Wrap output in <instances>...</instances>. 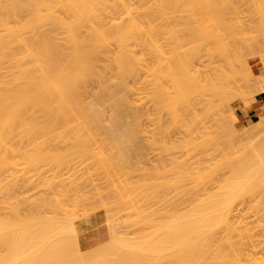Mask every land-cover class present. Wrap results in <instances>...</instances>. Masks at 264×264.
<instances>
[{"label":"bare ground","instance_id":"bare-ground-1","mask_svg":"<svg viewBox=\"0 0 264 264\" xmlns=\"http://www.w3.org/2000/svg\"><path fill=\"white\" fill-rule=\"evenodd\" d=\"M248 10L256 11L257 13H259V15H257V16H252V15L244 16V15H242L244 12H246ZM263 13H264V0H0V64L4 61L7 62V60H11L9 67L12 68V71H10V73H8V72L7 73H0V188L3 187L2 188L3 190L6 188L4 185H2L4 183V182H2V181H4V179L2 178L4 176L3 172L4 171L6 172L5 168L9 164H11V163L7 162L8 157L6 156V154L8 153V151H11V153H9L10 155L11 154L16 155L19 153V151L21 150V146H22V145H20V147H18V146L14 147L11 145V143H10L11 141H9V143H10V145H9V143H8L9 139L12 141H13L12 138L15 139L17 137L19 140H20V138H23V137L24 138L28 137V139L31 138L30 140H37L41 137L42 138L44 137L43 139H46V138L52 139V137L57 139L58 136L61 138V140L62 139H68L70 136L68 134H67L68 136H66L65 134L68 133L67 131H69V130L71 132L72 127L74 126L76 128V129L73 128V129H75V131L72 130V131H74V132H72L74 135H76V134L80 135V133L82 132L83 133V137H82L83 141H87V139H84L87 136L89 137L90 140H92V138L95 140V139H98L100 137L101 141L103 142V143H101L103 145V149H105L107 147L106 146V144H107V142H106V140H107L106 135L107 134L106 133L107 132H109L108 134H110V135H108L109 136L108 138L109 139L112 138L115 141H116V139H119V138H121V140L126 139V138H127V140H129L130 138H132L130 136L131 135L130 132H132L133 135L135 134V137H136L137 134L135 133V131L139 133V138H140V135H141L140 133H142V132H139V131H141L143 129L142 128L143 126L142 127L139 126L142 129L139 127H134V129L136 128L134 130L132 123H135L138 120L143 121V122L138 121L139 124L145 123L146 121H144L145 119L140 120V119H134V118L141 116L140 117L141 119L145 117L147 120L148 117L150 118V116H151L152 118H150V120L148 119L149 120L148 123H150L151 119L153 120V117L155 116L154 117L155 121L153 120L151 122V124L155 125V123H158L155 125L156 128H157V126H159L157 130L154 127V125H152V126H153V128H155V131H158L160 129L159 132H157V136H158V134H159V136H161L160 134H162L163 136L166 137V140L163 136H162L163 138L161 137V139L163 140L162 142L165 141L164 144H168L170 146L171 144H170V142H167V140L170 141V140L176 139V137H174V136H177L180 134L179 137L177 136L178 141L176 140L177 141L176 142L174 140V143L172 141V144L177 143L176 149L173 147V149H174L173 151L175 152L176 150H178L177 152L181 153L180 159H183L185 157L183 160H181L182 161L181 165H183V166L182 167L180 166L181 167L180 169H182V170H177L179 168H177V166L174 165V167H176V170L178 172L181 171L180 172V173H182L181 179L183 178L184 181H186L190 177V180L193 179V182L196 181V182H200V183L203 182V183L208 184L211 181H213L215 183L216 181H214L215 180L214 177L215 178L217 177L218 182H219V186H220L219 188L221 190L218 189L216 192H214L215 194L211 193L210 192L211 188L213 189V191L215 190L213 188L214 183L212 184V182H211V185H212L211 188L209 187L210 186V184H209V186L207 185L208 188L206 187V191L200 192V193L196 192V196H193V197H195L196 200L190 195L192 197L190 199L194 203L192 201L191 202L187 201L190 204L185 202L186 207L181 206L182 209L179 210L180 212L179 211L176 212V213H178L177 215L174 214L175 216L174 215L170 216V215H172V214H170L169 218H164L166 223L164 222L162 229L159 228L158 229L159 232L158 231H156V233H155V231L153 232V234L156 235L157 232L160 233L163 231L164 236L163 237L161 236V238H163L162 243L159 239V241L161 243L162 250L159 249L160 245L157 244L158 242L154 243L155 239L152 241L151 238L154 236L153 234H152V237L151 236L149 237L151 239V241L145 242L146 244L142 243V244H144V246L141 244L140 240H138L139 241L138 242L137 239H136V241L134 239H132V241L134 240L135 242H137L138 244L140 243L143 246L142 249L144 250L143 251L144 254L146 252V253L150 254V256L156 255V256H161V257L163 254V257H165V261L167 264H264V257H263L264 256V216L261 215L262 213H264V210H261V207H262V209H264V205H263L262 201H261V203H259L260 201H258L261 198L262 194H264V193L262 192L260 195V198L256 199V201H258L257 203H259L260 205L255 203L253 200L254 204H257L259 206L260 210H259V208H257L258 207L257 205L255 206L253 203H249L250 201L252 202V200H250L248 202L249 196H250V198H252L254 196L252 193L255 192L256 188L259 189V188L263 187V189H264V153H263L264 145L254 147L251 144L252 146L249 145V146H251V148H249V149L253 148L254 152H252L251 154H248V155L244 154V156H241V154H240V157H243V159H241L242 163L239 164V166L237 168H235L236 166L235 167L232 166L234 168V171H232L234 173L233 177L231 178L232 180H230L229 178L227 179L224 172H222V174H220V175H222V177H220L221 180L219 179L220 175L216 174L220 168L224 169V167L226 166L225 165V159L226 158L224 159V157L226 156V157L230 158V156L226 155V152L223 151V153H225L224 154L225 156L223 157L222 161L219 160L220 158L218 159L219 160L218 163L224 167H220V165L218 163L217 164L215 163L214 165H212L215 168L218 167V170L214 169V167H210V168L208 167L209 166L208 164H210L214 161V158H215L214 156H213V161H211V160L209 161L208 159H206L205 156H201L202 154H206V152H205L206 150L208 152V149L209 150L211 149L208 146V144H211V143H208V142L211 141L212 146H213L214 145L213 143L217 142V139H215V138H220L222 135L221 133L224 132L222 125L220 126V124H218L217 120H216L215 122H216L217 126H216L215 130H217V128L220 126V127H222L223 132L221 130H219L220 129L219 128L218 131L221 132L220 137L218 136L219 132H217L218 135L216 134L218 137L211 135L213 133L215 135V132H211L213 130L212 129L213 127H211V126H214V125H211L212 124L211 122H213L215 120L214 119L213 121H211L212 117H213V115H215V117H216V115H218V113L220 111V110L219 111L217 110L218 111V112L216 111L217 114H213V111H215V109L217 108L216 106L219 107L218 104H215V101L217 98H214V97H216V95L218 97V95H219L218 99H219V102L221 105L222 104L227 105L228 103H230V98L228 99V97H230L229 95L233 94V93L228 92V90H227V89H230V88H227L228 86L230 87L229 83L231 82L229 76L231 75V72H233V73L236 72V73L240 74L242 77H243V75L245 76V74L242 73L243 71H241V68L243 67V64H244L243 60L251 54V52L247 53L246 49H247V47H249L251 49L252 48L250 46L251 44L252 45L253 44H259L258 41L253 42V37H248V36L244 35L245 33L242 30L244 18L247 17L249 20H253L256 23V26L258 27V29H262V28H264V14ZM230 26H233L234 29H237L238 31L234 30L231 32V30H229L227 33H224L223 31L230 29ZM224 35H226V36H224ZM227 36L230 40L233 39L235 41V43H237L238 45H236L234 47L233 46L230 47L229 43H227L229 45V46L227 45L228 48L225 45H224L225 47L222 46L221 42L223 40L227 41V39H224ZM162 39H164V40L162 41ZM258 39L261 42H264V34H261V36ZM229 42H231V41H229ZM112 43L115 44V46H116V48L114 50L112 47L113 51L110 49V45ZM224 43H226V42H224ZM248 44H249V46H247ZM215 58L217 59V62L215 61L216 60ZM220 61H223L224 63L229 65V67H227V69L230 68V70H232L230 72V74L227 72V69H224L227 73L223 69H218V67H220L219 66L220 64L216 65L215 62L219 63ZM236 63L239 64L238 70H237V66H236L237 64ZM2 64L6 65L7 63H2ZM2 64H1V66H2ZM226 64H225V68H226ZM233 65L236 66V69L234 67L235 71L232 68ZM222 66H223V64H222ZM239 66H240V68H239ZM10 69H8V70H10ZM216 71H217V73H215ZM253 71L258 74L257 77H259V75L261 76L262 73L264 72V65H262V70L254 69ZM143 74L145 75V77H143L144 76ZM233 76L234 75H232V77ZM236 77H239V75H236ZM216 78H217V80H216ZM228 78H229L230 82L228 81ZM139 80H140V82H138V83L141 84L140 86L142 88V89L140 88L141 89L140 91H138V89H137L138 87H140L139 84H138V87L136 85V82ZM134 81H135V83L133 85L132 82H134ZM216 81H218V82L216 83ZM233 81L234 80H232V82ZM257 83L260 84V86L262 85V83L264 84V77L263 78L260 77L258 79V81L256 82V84ZM150 84L152 85L151 90H149L151 87ZM149 85H150V87H149ZM135 87H137L136 88L137 90L134 89ZM258 89H260V88L258 87ZM261 89H263V88H261ZM142 90H144V91L146 90V92L149 93L150 95L153 92V94L151 96H153L155 98V101L153 102L154 106L152 105L154 108H151V106H150L152 104L150 102H152L154 100L153 97H151L149 94H147L144 91H143L144 93L141 92ZM133 91H135V92L138 91L137 93H139V96L142 95V97L145 98L143 100V98L140 97V98H142L140 100H142L144 102L139 101V100L138 101L135 100L137 102V104L140 106V108H141L142 103H146L148 101V100H146V98L149 99L151 97L149 99L150 102L148 101V103H147L148 109H146V104H144L145 108H144V106H142V108L146 109V110L143 109V112H141L142 115H144L143 117H142V115L137 114V116H136V114H135V112H136L135 106L137 104H136V102L133 103V101H134L133 99L135 97L137 98L138 96H134V95H137V93L134 94ZM216 91H217V93H216ZM229 91H231V89ZM260 91L261 90H259V92ZM140 92L143 94H141ZM215 93H216V95H215ZM227 93H230V94L228 95ZM132 94H134L133 97H132ZM145 94H147L149 96L146 95V97H144ZM240 94H239V96H241V97L244 95L243 93L241 95ZM244 98H245V96H244ZM137 99H139V98H137ZM218 99H217L216 103H218ZM198 104H200L199 105L200 107L197 106ZM213 107H216V108H214V110H213ZM137 109H138V107H137ZM149 109L150 110L154 109L155 113H154V111H152L153 113H151V111ZM146 111L148 112L147 114H145ZM149 111H150V113H149ZM133 112L135 114V117L133 116L134 115ZM136 113L141 114L140 111H137ZM152 114H154V116H152ZM146 116H148V117H146ZM73 122H76L75 124H77V125H81V124H84V125L89 124V125L88 126L82 125L84 127H82V128L80 127L78 129L77 127H79V126L76 127ZM77 122L80 124H78ZM105 122H107V124L111 123L112 125L107 127V124ZM226 122L224 123V125L226 124ZM69 123L70 124L72 123L74 125L71 124L72 126L69 128V126H70V125H68ZM97 123L98 124L101 123L100 124L101 126H102V123H103V126H104V124H106V127L104 128L102 126V128H104V129H100L101 126L98 127ZM122 123H124V124L129 123V125L132 127V129L127 124H125V126H121L120 124H122ZM138 123L136 122V124H138ZM92 124H94V125H92ZM227 124L229 125L228 122H227ZM58 125H60V126L62 125L63 127H65V125H67V127L65 129H63L66 133H61V132H63V130L60 127L61 131H59L58 132L59 134H58L56 132L57 130H59ZM93 126L95 128L98 127L99 129L98 128L95 129V128H93ZM148 127H150V126H148ZM226 128L227 127L224 126V129H226ZM147 129H149V128H147ZM150 129H152V128H150ZM150 129H149V131H150ZM144 130H146V129L142 130L144 132L143 134L146 133ZM153 131H154V129H153ZM75 132H77V133L75 134ZM98 132H99V135H98L99 137L97 138L95 136ZM101 132L102 133L106 132L105 133L106 135L103 134V135H105L106 140L103 138ZM100 133H101V135H100ZM60 134H62V135H60ZM73 134H72V137H70L69 139H74L77 141V143H75L76 145L74 146V144H73L72 148H71V149H74V151H75L74 153H76L77 155L79 153L80 154L89 153L90 151H89V148L87 146L88 144L87 145L85 143L79 144L80 143V137H78L79 135L78 136L76 135L77 137H74ZM227 134H229V132ZM227 134H223V135L226 136ZM55 135H56V137H55ZM85 135H87V136H85ZM48 136H50V137H48ZM91 136H92V138H91ZM144 136H146V134ZM147 136H149V135H147ZM152 136L156 137V135H152ZM205 136H207V137H205ZM228 136L229 135H227V137ZM66 137H68V138H66ZM135 137L133 136V138H135ZM60 138H58L57 140L60 141ZM148 138H150V136ZM18 139L14 140V141L16 142V141H18ZM158 139H159V137H158ZM220 139H223V138H220ZM224 139L226 140L225 137H224ZM30 140H29V143H30ZM207 140H208V142H206ZM21 141H22V139H21ZM24 141H25V139H24ZM26 141H28V140L26 139ZM115 141H112V142H115ZM213 141H215V142H213ZM69 142H70V140H69ZM118 142H120V140ZM118 142L117 143L115 142V144H112V145L114 147L116 146L117 149L120 148L119 151L122 152L121 155H124L123 154L124 150H122L121 148H123V147L125 148L127 146V144L123 143L122 141H121L122 143L121 142L118 143ZM26 143H28V142H26ZM55 143H57V141ZM62 143H63V141H62ZM78 144H79V147L77 146ZM101 144H100V146H101L100 148H102ZM145 144H146V142H145ZM164 144H161V145L164 146ZM204 144H206V145L204 146ZM215 144L217 147L218 144L217 143H215ZM122 145H124V146H122ZM146 145H148V144H146ZM45 146H44V144L34 143L33 148H34L35 152H34V154L32 153V155H34V156L29 157L30 159H27L26 162L22 160L23 162H25L24 164L27 163L29 166H32V169L31 168H29V169L33 170L34 169L33 166L35 163L37 164V162H38V164L41 161L42 162L44 161L43 164L48 163L49 161L45 162V160H43V159L48 154L50 155V152L52 150L54 152L52 151L51 153L56 155V157L59 158V160H60V157L61 158L63 157V155L61 154V151H62L61 149H60V153H58L59 152L58 151L59 148H57L58 146L56 148L52 149L51 151L48 149L47 151H49V152H48V154L46 153L47 154L46 155L45 154V152H46ZM73 146H74V148H73ZM149 146L151 147L150 144H149ZM223 146H224V144H223ZM61 147H63V146L61 145ZM218 148L220 150V147H218ZM227 148H228V146H227ZM261 148L263 151L261 150ZM140 149H142V148H140ZM223 150H225V148ZM23 151H25V149ZM55 151H58V152L55 153ZM119 151H115V152H117V154H118ZM127 151H125V152H127ZM259 151H262V152H260L261 154L259 153ZM70 152L68 151V154ZM143 152H146V151L143 150ZM166 152L164 151L163 153L165 154ZM211 152H213V151H211ZM66 153H67V151L65 150L63 154L66 155ZM171 153H173V152H171ZM20 154L24 155L23 153H19L18 155H20ZM35 154H36V156H35ZM43 154L46 155V156H44V158H42ZM91 154H93V153H91ZM110 154H109V156H110ZM119 154H120V152H119ZM136 154H137V152H136ZM161 154H162V152H161ZM179 154H176L173 156L176 157ZM54 155L52 156L53 158H55ZM210 155H212V153ZM221 155H222V152H221ZM39 156H41L42 159H40ZM125 156H124V158H125ZM173 156H172V158H173ZM182 156H184V157L182 158ZM206 156H207V154H206ZM84 157H86V155ZM120 157L121 156L119 155V160L120 159L122 160V158H120ZM169 157H166V159ZM57 158H55V160H58ZM89 158L90 157H88L87 159H89ZM97 158H96L97 161L100 160L99 156ZM145 158H147V157H145ZM159 158L161 159V157H159ZM189 158H191V160H192V158L197 159L199 162L198 163L197 161H195V163L197 162L198 165H196V167L194 168L195 171L192 170V174L194 173V175L189 174L191 172V169L195 165V163L193 162L194 165L192 164L193 167L191 166V162L193 160L189 164V160H190ZM202 158H205L206 159L205 161L208 160V163L205 162V163H207L208 166L204 165L205 163H203V167H202V165L200 166L201 162L204 161ZM93 159H95V158L94 157L92 158V164H94ZM174 159L175 158H173V160ZM176 159H178L177 160L178 162L180 161L179 158H176ZM48 160H50V159H48ZM67 160H69V159H67ZM102 160L104 162V159H102ZM102 160H101V164H102V166H104V169H106V165L102 162ZM22 161H21V164L23 163ZM52 161H54V160H52ZM12 162H15V158H14V161H12ZM115 162H114V164H116ZM227 162L230 163V159ZM58 163H62V162H58ZM64 163H66V162H64ZM119 163L117 165H119ZM127 163H129V162H127ZM127 163H126V165H127ZM136 163H138V162H136ZM171 163H167L168 166L171 165ZM173 163H174V161H173ZM175 163H176V161H175ZM222 163H224V165ZM229 163H227V164L230 167L231 165ZM121 164L122 163H120V165ZM177 164H180V163H177ZM14 165H16V164H14ZM89 165H90V163L88 164V166ZM96 165H97V163H96ZM155 165H156V163H155ZM185 165H187V168L185 167ZM216 165H217V167H216ZM70 166H72V165H70ZM102 166H100V169ZM130 166H131V163H130ZM130 166H128V167H130ZM165 166H167V165H165ZM165 166H163V167H165ZM21 167L24 168V166H21ZM35 167H36V165H35ZM111 167L113 168V165H111ZM122 167H123V164H122ZM159 167H161L160 164H159ZM232 167H231V169H232ZM58 168H59V166H58ZM89 168H91V167H89ZM108 168L106 169L105 172H108V170H109ZM189 168H191L189 170L190 172H188ZM163 169H165V168H163ZM25 170L27 171L28 169L26 168ZM73 170H72V172H73ZM154 170H155V168H154ZM161 170H162V168H161ZM166 170H167V167H166ZM174 170H173V172H174ZM125 171H127V170H125ZM170 171H172V169ZM7 172H8V169H7ZM34 172H36V171H34ZM34 172H33V174H34ZM72 172H70V174ZM115 172H116V170H115ZM130 172H132V171H130ZM173 172H172V174H173ZM23 173H25V172H23ZM23 173H22V175H24ZM48 173L50 174V172H48ZM154 173H156V172H154ZM158 173H160V172H157V174ZM162 173H161V175H163ZM2 174H3V176H2ZM61 174H62V172H61ZM214 174H215V176H214ZM36 175H37V173H36ZM103 175H104V172H103ZM108 175H110V174L108 173ZM141 175H142V173H141ZM158 175H157V177H158ZM165 175L166 174L164 172V176ZM167 175H168V173H167ZM123 176H125V175H123ZM224 176L226 178L225 180H224ZM16 177L15 178L12 177V178L16 179ZM187 177H188V179H186ZM34 178H33V180H34ZM112 178H110V179L112 180ZM148 178H151V177H148ZM222 178L224 181L222 180ZM59 179H61V177ZM105 179H107V178H105ZM113 179H115V178H113ZM163 179H164V177H163ZM166 179H168V178H166ZM183 179H182V181H183ZM86 181H88V180H86ZM173 181H175V180H173ZM173 181H172V183H173ZM220 181L221 182L223 181V182L221 183ZM23 182H24V180L22 181V183ZM98 182H100V181H98ZM15 183H16V180H15ZM15 183H13V184H15ZM101 183H102V181H101ZM101 183H100V185H101ZM105 183L106 182H104V184ZM185 183L187 184V182H185ZM194 183H192V184H194ZM7 184H9V183H7ZM94 184H93V186H94ZM17 185H16V187H18L20 184L18 186ZM24 185L22 187H24ZM31 185L32 184H30V186ZM145 185L147 186V184H145ZM30 186L28 185V188ZM85 186L86 185H84V187ZM89 186H90V184H89ZM204 186H202V187H204ZM8 187H7V189H8ZM16 187H14V188H16ZM100 187H97V188H100ZM110 187H112V186H110ZM110 187H109V189H111ZM46 188H48V187H46ZM52 188H54V186ZM59 188H61V187H59ZM101 188H104V186ZM183 188H180V190ZM199 188L200 187H198V189ZM22 189H24V188H22ZM26 189L27 188L25 187V190ZM33 189L34 188H32V191H33ZM42 189L45 190V188H42ZM94 189H95V187H94ZM94 189H92V190H94ZM145 189H147V188H145ZM195 189H197V187ZM202 189L204 190L205 188H202ZM258 189H257V191H258ZM263 189H262V191H263ZM8 190L10 191V193H12V191H13V190L11 191V188ZM15 190H17V189H15ZM170 190H172V189H170ZM0 191H1V189H0ZM4 191L5 192H3V194L0 193L1 196H3V198H1L2 200L0 199V201H2V202H0V204L1 203L4 204V201H7V199H10V198L13 199V197H15V196L11 197L10 195H8V196H10V198H7L8 196H6L5 197L6 200H5L4 196L7 194H5L6 190H4ZM9 191L7 192L8 194H10ZM29 191H30V189L26 192H29ZM51 191L53 192V190H51ZM79 191H80V189H79ZM108 191H110V190H108ZM198 191H200V190H198ZM218 191H219V193L216 194ZM18 192H20V191H18ZM18 192H16V193L18 195H20L21 193L19 194ZM21 192H22V190H21ZM26 192H25V194H26ZM34 192H35V190H34ZM191 192H192V190H191ZM16 193H15V195H16ZM136 193H137V191H136ZM140 193H142V192H140ZM181 193H182V191H181ZM248 193H251V195H253V196H251ZM25 194H24V196H26V198L23 197V195L20 196V198L23 197L22 201L24 199H26V200L30 199V198H28L30 196L27 197V195H25ZM147 194H149V193H147ZM174 194H175V192H174ZM182 194H184V193H182ZM188 194L189 193H187V195ZM202 194H205V196L204 195L202 196ZM206 194H208V195L206 196ZM255 194H256V192H255ZM13 195H14V193H13ZM18 195H17V197H18ZM120 195H122V194H120ZM192 195H195L194 191H193ZM244 195L245 196L248 195L247 196L248 198L246 199ZM31 196H33V194ZM34 196L36 198V195H34ZM47 196L49 197L51 195L47 194ZM178 196H180V195H178ZM182 196H185V195H182ZM201 196L205 197V198L207 197V198L206 199L200 198ZM255 196H257V195H255ZM75 197H76V195H75ZM170 197H171V195H170ZM241 197L242 198L244 197V200L245 201L247 200L248 203L245 204L246 202L244 203V201H243V206L239 207L240 203L242 205L243 199H241ZM42 198L44 201V196ZM42 198L40 197V198H38V200L36 199L34 201H37L38 202L37 204H39V201L40 200L42 201ZM81 198H82V196H81ZM97 198L99 199L100 197H97ZM126 199H127V197H126ZM239 199H241V201ZM104 200H108V199H104ZM122 200H123V198H122ZM141 200H142V197H141ZM176 200H175V202H176ZM187 200H188V198H187ZM46 201H47L46 206H48L50 204L49 202L51 200L49 199ZM57 201H58V199H57ZM68 201H71V200H68ZM68 201H65V202H68ZM11 202H12L10 204L11 207H13V208L15 207L16 210L14 211L15 215H13V213H12V215H10L8 217L10 218V217L14 216L13 218H15V219L10 218L9 220L12 219L13 220L12 222L11 221L8 222V221H6V219H5L6 222H4V220L2 219L3 221L1 220V222H0V230H1L0 234L6 233L7 231H9V233L11 234L10 235L9 233H6V234H8L7 235L8 237L6 236L7 239L4 238L5 239L4 241L7 240L4 243H6L5 246L7 247V249L9 251L11 250V252L13 251V252H16L17 254H18V252L20 253L22 251V254H23V253H26L29 251V250L24 251L25 248L36 249V251H37L38 248H39V250H42L41 248L43 247V250H45L46 249L45 247H47V249H49L51 246H53L52 244L56 243V241L53 242V239H54L53 235L57 236L56 234H53L54 231L51 232L52 235L48 233L49 238L46 237V235H45L46 232L45 233L43 232L41 235L44 234L47 239L40 241L43 239L42 237L40 238V233H41V231H43V230L45 231L46 229H43L41 231L38 229L40 227V226H38V224H40V222L43 220L41 217L37 218V219H35V217L34 218L28 217L29 219L27 218V216L28 215L30 216V214L33 212L32 211L33 208H31V209L29 208L30 205L28 207L30 209L29 213H28V208H27V211H25V213L23 211V216H21L22 214H19V216L24 217V219L27 218V220L24 221L25 223L23 222L24 224L20 222L22 224L21 225L22 230H21L20 229L21 226H18L20 224L18 220H20V219H18V217H16V216H18L17 208H16V206L12 205L13 200ZM20 202H21V199H20L18 204H20ZM25 202L23 201V203H25ZM93 202L94 201H92V203ZM173 202L174 201H172V203ZM28 203H27V206H28ZM52 203L53 202L51 201V204ZM131 203H133V201H131ZM30 204L32 205L31 202H30ZM244 204H245V206H244ZM250 204L253 206L251 207ZM23 205H25L24 207H26V204H22V206ZM59 205H57V206L59 207ZM79 205H80V202H79ZM119 205H121V204H119ZM135 205H136V203H135ZM179 205H180V202H179ZM181 205H182V202H181ZM50 206L52 207V205H50ZM99 206L100 205H98L97 208ZM108 206L105 208H108ZM246 206L248 207V209L250 207L251 211L248 210L247 208H244ZM24 207H21V209ZM35 207L38 209L37 206H35ZM40 207L43 209L42 206H40ZM178 207L180 208V206H178ZM178 207L177 206L175 207V211H176V209L178 210ZM241 207H242V209L244 208L245 210L239 209ZM80 208H82V206ZM160 208H162V207H160ZM6 209H8V208L6 207ZM54 209L56 211V208L53 207V210ZM112 209H114V208H112ZM9 210H10V208H9ZM33 210H35V209H33ZM53 210H51V211H53ZM91 210H92V208H91ZM118 210H119V208H118ZM171 210L174 211V209H171ZM171 210L169 212H171ZM240 210H241V213H240ZM252 210L255 211V213H254L255 216H253L254 211L252 212ZM12 211H13V209L11 210V212ZM47 211H48V209L46 210V212ZM111 211H109V212H111ZM235 211H236V213H235ZM245 211H250V212H248V214H246V216H245V213H247ZM259 211H261V212H259ZM19 212H21V210ZM56 212L58 215H60L58 210ZM107 212H108V210H107ZM242 212L243 213L245 212V213L243 214ZM251 212H252V215H251ZM2 213L5 214V212H2ZM26 213H28V215H26ZM37 213H38L37 210H35V212H33L34 215ZM41 213H43V212H41ZM44 213H45V211H44ZM173 213H175V212H173ZM45 214H43V215H45ZM47 214H50V213H47ZM256 214H258V216ZM108 215H110V213ZM242 215H244V216H242ZM260 215H261V217H260ZM33 216H31V217H33ZM111 216L113 217V213ZM5 217H7V216H5ZM36 217H37V215H36ZM48 217L51 220L50 215H48ZM63 217H66V216H63ZM67 217H69V216H67ZM161 217H162L161 219H163V215H161ZM44 218H46V217H44ZM49 218H46V219L49 220ZM52 218H54V217H52ZM108 218H110V216H108ZM34 219H35V221H34ZM38 219H39V221L41 219V221L39 222ZM124 219H125V217H124ZM133 219L134 218H132V220ZM153 219H155V218H153ZM153 219H151V221ZM7 220H8V218H7ZM48 220H46V221H48ZM58 220H60V218ZM58 220H56V221H58ZM128 220H131V219H128ZM156 220L157 219H155L154 222H156ZM158 220L160 221V219H158ZM52 221H54V219ZM56 221L54 222V224L56 223ZM147 221H148V219H147ZM162 221H164V220H162ZM67 222H68V220H67ZM67 222H65L66 225H67ZM129 222H126V223H129ZM68 223H69V225L66 227V229H65V227L63 228L67 231L69 230V232H67V233L64 230H60L61 227L59 230H58V228L57 229L55 228V230H57L58 237H59V235H61V232L66 233V234H68V233L74 234L75 233L74 224L72 222H70V219H69ZM117 223H116V227L119 226ZM135 223L136 222H134V224ZM43 224H44V222H43ZM54 224L52 222V225H54ZM139 224L142 225V222ZM154 224L152 223L151 225H154ZM52 225H50V227L48 225V227L50 228L51 231L54 230ZM61 225L64 226L63 223ZM43 226L41 224V227H43ZM51 226H52V228H51ZM131 226H132V224H131ZM48 227H47V231H48ZM111 227H113V228H111L112 230L115 228L114 225ZM154 227H155V229L157 228L156 225H154ZM154 227H152L153 230H154ZM158 227H160V226H158ZM146 228H144V229H146ZM149 228H150V225H149ZM38 230L40 233L38 232ZM116 230H117V228H116ZM55 233H56V231H55ZM115 234H116V231L112 232L111 235L114 236V239L112 238L113 240L112 239L111 240L114 241L115 243H117V245L120 246L119 247L120 249H121V247H123L122 249H125V250H127V248H128L129 250L131 249L130 251L139 252L138 251V248H139L140 252L142 251V249H140V247H142L140 244H139L140 247L138 246V244L136 245L135 242H134L135 244H133V243L129 244V243H131V242H129L131 237H129L128 238L129 240H127V237L125 239L123 238L124 236H122V235L119 237L116 235V237H115ZM150 234H151V232H150ZM49 235H51L52 238H50ZM63 235L64 234H62V236ZM75 235L74 236L72 235V237L73 238L77 237ZM131 235H133V234H131ZM115 238H117L116 241H115ZM118 238H120V239H118ZM122 238L124 240H126L128 242V244L124 243V240ZM142 238H141V241H145V239L142 240ZM149 238H148V240H150ZM48 239H49L50 243L46 242V241H48ZM50 239H52V240H50ZM63 239H64L63 240L64 245H62V247H60L62 240L59 241V243L61 242L60 244L58 243V241H57V243L59 244L60 248L65 247V249H67L66 250L67 254H68V249H71V248L73 249V251L75 250L76 253L80 250L79 246H78V242L76 244L77 245L76 249H78V250H76L75 244L70 245V242L68 241L69 237H66ZM2 240H0V242H3ZM65 240H66V242H65ZM111 240L108 243H112ZM146 241H147V237H146ZM156 241H158V239ZM51 242H53V243H51ZM74 242L76 243L75 240H74ZM74 242L72 241V243H74ZM115 243H114V245H115ZM68 244H69V246H68ZM0 245H1V243H0ZM107 245H109V244L104 245L105 249L108 248L109 250H107V249L106 250L111 252L110 251V249H111L110 245L109 246H107ZM70 246H71V248H70ZM57 247L58 246H56V248ZM52 248H54V246ZM52 248H50V249H52ZM0 249H1V246H0ZM101 249L103 250V252L101 250H99L98 252L100 254L94 250H93L94 252L93 253L91 252V254H90V256H92V258H94L93 256L95 255L94 259L97 260L96 262L99 261L98 257H100L102 253L103 254L108 253L104 248H101ZM2 250H0V251H2ZM31 250H30L31 253H32V251H34L36 254L39 253V255H40V252H38V251L36 252L35 250L31 251ZM43 250H42V252H43ZM49 250H47V253L50 251H53V249L50 251ZM4 251H6V250H4ZM105 251H106V253H104ZM113 251H115V248L113 249ZM120 251H122V250H120ZM120 251H118V252H120ZM128 251H126V252H128ZM11 252H9V254ZM44 252H45V254H47L46 251H44ZM137 252H135V253L137 254ZM16 253L10 254L13 257H11L9 254L7 255V256H9L6 260V262L8 261L7 262L8 264H19L17 261L19 258H21L20 257L21 255L18 254L17 256H19V255L20 256L17 257ZM89 253L87 256H89ZM122 253L125 254L124 252H122ZM72 254H74V252ZM97 254H99V255H97ZM158 254H160V255H158ZM4 255H6V254H4ZM14 255H15V257H14ZM24 255L22 257H24ZM28 255H29L28 258L29 257L31 258L32 254L30 255L28 253ZM33 255H35V254H33ZM42 255L45 256L44 254H42ZM47 255L48 256H45V257L46 258L49 257L47 259L51 262L53 260L52 259L53 256L50 257L49 254H47ZM133 255H132V257L135 256V255L134 256ZM55 256L56 255H54V257ZM87 256L81 255V253H78V257L76 258L77 260L80 259V260H78V261H80L78 264H84L86 262L91 264V262L94 259L88 257L89 259L92 260V261L91 260L89 261V259H87ZM107 256H109V255H107ZM140 256H142V254ZM156 256L153 259L151 258L150 261L156 262ZM5 257H3V258H5ZM10 257H11V259H15V260L17 259V260L16 261L14 260V262H13V261L9 260ZM32 257L34 258L35 256H32ZM45 257L40 258V259L45 260L44 259ZM64 257L65 256H63V258ZM119 257L121 258V256H119ZM125 257L126 256H124L123 259H125V263H126V261L128 262L129 258H125ZM132 257H130L131 260H132ZM161 257L159 258L160 260H161ZM38 258H39V256H38ZM81 258H85V259H87V261H83L84 262L83 263L82 262L83 259H81ZM101 258H103V257H100V259ZM138 258L141 259V257H138ZM144 258H146V257H144ZM144 258L139 261L141 263H137L138 260L135 258L137 260L136 263L137 264H143V263L149 264L150 263L149 259L148 258L144 259ZM25 259H27V258L25 257ZM40 259H39V261L38 260L37 261L40 262ZM76 259L73 258V260H76ZM123 259L120 262V259L117 258V261H119L120 264H122V263H124ZM157 259H158V257H157ZM43 260L41 261V264H44ZM65 260H68V258ZM144 260H145V262H144ZM147 260L149 263L146 262ZM152 260H154V261H152ZM160 260H159V262H160ZM100 261H99V263H100ZM103 261H104V259H103ZM117 261H116V264H119V262L117 263ZM26 262L28 263V260ZM29 262H30V259H29ZM38 262L35 261V264H37ZM77 262H75V263H77ZM94 262H95V260H94ZM112 262L115 263V257H114V261L112 259ZM46 263L49 264L48 261ZM88 263H86V264H88ZM136 263H133V264H136ZM64 264H66V263H64ZM72 264H74V263H72ZM105 264H107V263L105 262ZM161 264H163L162 260H161Z\"/></svg>","mask_w":264,"mask_h":264},{"label":"rangeland","instance_id":"rangeland-1","mask_svg":"<svg viewBox=\"0 0 264 264\" xmlns=\"http://www.w3.org/2000/svg\"><path fill=\"white\" fill-rule=\"evenodd\" d=\"M264 14V13H263ZM242 15H244V16H247V15H252V16H257V15H259V13H257L256 11H251V10H248V11H246V12H244ZM229 30H231V32L232 31H238L237 29H234V27L233 26H230V29H227V30H224L223 32L224 33H227ZM242 30L244 31V35H246V36H248V37H253V42H255V41H258V43L259 44H251L250 46L252 47L251 49L249 48V47H247V49H246V52L247 53H249V52H251V54L247 57V58H245L243 61H244V64H243V67L241 68V71H243L242 73H244L245 74V76L243 75V77L240 75V74H238V73H233V72H231L232 70H230V68H228L227 69V67H229V65L228 64H226V63H224L223 61H220L219 63H216L217 62V59L215 60L216 62H215V64L217 65V64H220L219 66L221 67H218V69H227V72L230 74V72H231V77L229 76V78H230V80H231V82L229 81V78H228V81L230 82L229 83V85H230V87L228 86L227 88H230L231 89V91H229L230 89H227L228 90V92H232L233 94H230V93H227L230 97H228V99L230 98V103H228L227 105H225V104H220V102H219V95H218V97H217V95H216V93H217V91H216V93H215V95H216V97H214V98H217L218 99V103H216L217 102V99H216V101H215V104H218L219 105V107L218 106H216V107H213V110H214V108H216L215 109V111H213V114H217V112L219 111V113H218V115H216V117H215V115H213V117H212V120L211 121H213L214 119V121L213 122H211L212 124L211 125H214V126H211V127H213L211 130V132H215V135H214V133L213 134H211V135H213V136H216V137H220V135H221V137L220 138H223V139H220V138H215V139H217V142H215V141H213V142H215V143H217L218 145H217V147H216V144L215 143H213L214 145V147L212 146V142L210 141V142H208V140L206 141V142H208V143H211V144H208V146L211 148L210 150L208 149V152H207V150L205 151L206 152V154H207V156H206V154H202L201 156H205L206 157V159H208L209 161L211 160V161H213V156L215 157L214 158V163L212 162V163H210V164H208L207 165V163H208V160L207 161H205L206 159L205 158H202L204 161H202L201 162V164H200V166L202 165V167H203V163H205V162H207V163H205L204 165H206V166H208L209 168L210 167H214V166H212V165H214L215 163L217 164L218 162H219V160L220 161H222V159H223V157L225 156L224 154L225 153H223V151L224 152H226V155H228V156H230V158L229 157H224V159H225V167L224 166H221V164H219L220 165V167H224V169L223 168H220L219 170H218V167H217V165H216V167L217 168H215L214 167V169H217L218 170V172L216 173V174H218V175H220V174H222V172H224V174H225V176H226V178L228 179H230V180H232L231 178L233 177V172L232 171H234V168L233 167H235V168H237L238 166H239V164H241L242 163V160L241 159H243V157H240V154H241V156H244V154H251L252 152H254V149L252 148V149H249V148H251V146L253 145L254 147L255 146H263L264 145V104H262V102H260V101H258L257 99H261V98H264V84L262 83V85L260 86V84H256V82L258 81V79L261 77V78H263L264 77V72L262 73V75L260 76L259 75V77H257L258 76V74L257 73H255L253 70L254 69H260V70H262V65H264V42H261L258 38L261 36V34H264V28H262V29H258V27L256 26V23L253 21V20H249L247 17H245L244 18V21H243V28H242ZM226 31V32H225ZM224 36H226V35H224ZM230 37V36H229ZM224 39H227V41L226 40H223L222 42L224 43V42H226V43H222L221 42V45L222 46H226L227 48H228V46L230 45V47L231 46H236V45H238L237 43H235V41L233 40V39H229L228 38V36L226 37V38H224ZM164 39H162V41H163ZM229 41H231V42H229ZM227 43H229V45L227 44ZM114 45V46H113ZM228 45V46H227ZM224 46V47H225ZM247 46H249V44L247 45ZM112 47H113V50L116 48V46H115V44H111L110 45V49L112 50ZM232 47V48H233ZM112 50V51H113ZM9 62V63H8ZM10 62H11V60H7V62L6 61H4V62H2V63H7L6 65L5 64H2V66H1V64H0V73H10V71H12V68L11 67H9L10 66ZM222 62V63H221ZM222 64H223V66H222ZM225 64H226V68H225ZM237 65V70H238V63H236ZM236 66H234L233 65V70L235 71V69H236ZM234 67H235V69H234ZM11 68V69H10ZM231 68V69H232ZM239 68H240V66H239ZM7 71H6V70ZM8 69H10V70H8ZM216 69V68H215ZM214 69V70H215ZM217 70V69H216ZM4 71V72H3ZM218 71V70H217ZM217 71L215 72V73H217ZM225 71V70H224ZM226 72V71H225ZM226 72V73H227ZM144 75V74H143ZM232 75H234L233 77L235 78H233L232 77ZM236 75H239V77H236ZM216 76V75H215ZM143 77H145V75L143 76ZM232 78V79H231ZM237 78V79H236ZM144 79V78H143ZM142 80V79H141ZM216 80H217V78H216ZM232 80H234L233 82H232ZM138 82H140V80L139 81H137L136 82V85H137V87H138V84H139V86L141 85L140 83H138ZM218 81H216V83H217ZM134 83H135V81L134 82H132V84L134 85ZM132 85V86H133ZM151 85V84H150ZM150 85H149V87H150ZM137 87H135L134 89H136ZM257 87V88H256ZM258 87L260 88V89H258ZM141 86L140 87H138L137 89H138V91H140L141 89ZM151 88H152V85H151V87H150V89L149 90H151ZM261 88H263V89H261ZM136 89V90H137ZM144 89V88H143ZM258 91H257V90ZM133 90V89H132ZM135 90V91H136ZM259 90H261L260 92H259ZM135 91H133V93L134 94H136L137 92H135ZM144 90H142L141 92H143ZM140 92V93H141ZM144 92H146V90L144 91ZM143 92V93H144ZM143 93H141V94H143ZM147 93V92H146ZM235 93V94H234ZM244 94L242 97L241 96H239V94ZM134 94H132V97H133V95ZM147 94H149V93H147ZM147 94H145V96L144 97H146V95ZM152 94H153V92H152ZM151 94V95H152ZM240 94V95H241ZM150 95V94H149ZM149 95H147V96H149ZM150 95V96H151ZM134 96H138L137 98H139V99H137L136 97L133 99L134 101H133V103L134 102H136V101H142V100H140V99H142L143 97H142V95L141 96H139V93H137V95H134ZM244 96H245V98H244ZM140 97H142V98H140ZM151 97H153V96H151ZM150 97V98H151ZM149 98V99H150ZM145 98H143V100H144ZM149 99H147L146 98V100H148L149 102H150V100ZM153 101L152 102H150V103H152L150 106H151V108H154L153 106H154V104H153V102L155 101V98L153 97ZM136 100V101H135ZM145 100V101H146ZM152 100V99H151ZM148 101L146 102V103H142V105H141V108H142V106H144V104H146V109H148V107H147V103H148ZM142 102H144V101H142ZM136 104H137V102H136ZM135 104V105H136ZM230 104V105H229ZM153 105V106H152ZM200 104H198L197 106L198 107H200L199 106ZM222 107H221V106ZM134 106V105H133ZM138 107V109H137V107ZM135 106V111L137 112V111H140V113L141 112H143V109L145 108V106H144V108H140V106L137 104ZM149 106V107H150ZM215 106V105H214ZM225 106V107H224ZM227 107V108H226ZM141 109V110H140ZM146 109H144V110H146ZM223 109V110H222ZM226 109V110H225ZM252 109H254L255 111H256V115H257V117L256 118H254V120L251 118V116H250V114H249V111L250 110H252ZM150 110V109H149ZM218 110V111H217ZM134 111V112H135ZM151 111V113H153L152 111H154V109H152V110H150ZM150 111H149V113H150ZM217 111V112H216ZM134 112H133V114H134ZM135 112V114H136V116H137V114L138 115H142V113L141 114H139V113H136ZM145 113V112H144ZM143 113V114H144ZM148 112L146 111V113L145 114H147ZM154 113H155V111H154ZM135 114L133 115L134 117H135ZM144 115H142V117H143ZM150 116V115H149ZM152 116H154V114H152ZM139 117V116H138ZM138 117H136V118H134V119H140V120H144V121H146L145 123H138V121H136L138 124H136V122L135 123H132V126H133V129H134V127H139V126H143L142 128L143 129H146V130H144L146 133V136H144L145 134H143L144 132L142 131L143 129L141 128V127H139V128H141L142 130L141 131H139V132H142V133H140L141 135H140V138H139V133L138 132H136L135 131V133L137 134V136L135 137V134L133 135V133L132 132H130V136L133 138V136L135 137V138H128L129 140H127V138L126 139H122L121 140V138H119V139H116V141L114 140V139H112V138H108L109 136L108 135H110V134H108L109 132H105V133H102V136H103V138L105 139L106 137H105V135L107 136V140H106V142H107V144H106V148L105 149H103V145L101 144V143H103L102 141H101V138L98 136L99 135V132L96 134V136L95 137H99L98 139H93L92 138V136H91V138H92V140H90L89 139V137L87 136V135H85V136H87L86 138H84V139H87V141H83L82 139V137H83V133L81 134L80 133V135L78 136L76 133L77 132H75V134L78 136V137H80V143L79 144H81V143H85L87 146H88V148H89V153H84V154H76V153H74L75 151H74V149H71L72 148V145L74 144V146L76 145L75 143H77V141L76 140H74V139H69L70 137H72V132H74L75 131V127L73 126L72 127V130H74V131H72L71 130V132H70V130L69 131H67L68 133H66L63 129H65L66 127H67V125H65V127H63L62 125L60 126V125H58V128H59V130H57L56 132L58 133L59 131H61L60 130V127H61V129L63 130V132H61V133H66L65 135L66 136H70L69 138L68 137H66V138H68V139H62L61 140V138L58 136L57 137V139L58 138H60V141L59 140H57L56 138H54V137H52V139L51 138H49V139H47L46 137V139H43L42 137L41 138H39V139H37V140H30V139H28V137H23L24 139H25V141H26V139L28 140V141H26V142H28V143H26L25 141H24V139L23 138H20V140L18 139V137L17 138H12L13 139V141L12 140H8V143H9V141H11L10 143H11V145L12 146H18V147H20V145H22L21 146V152L19 151V153H23L24 155H22V154H20V155H18V154H16V155H14V154H9V153H11V151H8V153L6 154V156L8 157V163H11V164H9L6 168L8 169V172H7V169L5 168V170H6V172L4 171L3 172V174H4V176H3V174H2V178L4 179V181H2V182H4L2 185H4L6 188L4 189V190H6V193L5 194H7V195H5L4 196V199H5V197L6 196H8V195H10L11 197H13V196H15V197H13V199L12 198H10V196H8L7 198H10V199H7V201H4V204L3 203H1L0 204V222H1V220L3 219L4 220V222H6V221H8V222H12L13 220L11 219V220H9L10 218H13L14 216H12V217H8V216H10V215H12V213H13V215H15V207L13 208V207H11V201L13 200V206H16V208H17V213H18V216H16V217H18V219H20V220H18L19 221V223L21 222V223H23L25 220H27V218L28 217H30V218H34L35 217V219H37V218H42L43 220L41 221V219H40V221H39V219H38V221L40 222V224H38V226H40L38 229L41 231V230H43V229H46L45 231L43 230V231H41V233L39 232V230H38V232L40 233V238L42 237L43 239L42 240H40V241H43L44 239L46 240L47 238H49L48 237V233L49 234H51V232H53V234H56L57 236H54L53 235V237H54V239H53V242H55L56 241V243H57V241H58V243H59V241H61L60 243H61V246L60 247H62V245H64L63 244V238H66V237H69V242H70V245H76L77 244V242H78V246H79V251L76 253L75 252V250L73 251V249L71 248V246H70V248L72 249H68V254H67V252H66V250L67 249H65V247H63V248H60L59 247V244L57 243H54V244H52L53 246H54V248H52L53 246H51L50 248H52L53 249V251H50V250H52V249H50L49 247V249H47V247H45L46 249L45 250H43V247L41 248L42 250H43V252H42V250H39V248L37 249V251L38 252H40V255H39V253H35L34 251H32V250H35L36 251V249H32V248H29V249H27V248H25L24 249V251H26V250H29L28 252H26V253H23L22 254V251L19 253L18 252V254H20L19 256L21 257V258H19L18 259V263L19 264H35V261L36 262H38L39 261V259L40 258H43V257H45V256H48L47 254H49L50 255V257H52L53 256V260L50 262L47 258H49V257H45L44 259L45 260H43V263L44 264H47L46 262L48 261L49 262V264L51 263V264H64V263H68V264H72V263H74V264H78L80 261H78V260H80V259H76L77 257H78V253H81V255H88V253H89V256H87V259H89L88 257H90V258H92V256H90V254H91V252L93 253L94 251H96V252H98L99 250H101L102 252H103V250L101 249V248H104L105 249V247H104V245H106V244H109L110 245V251L111 252H109V251H107V250H109L108 248H106L105 250L108 252V253H106V251L104 252V253H106V254H103L102 252V254H101V256L100 257H103V258H101L100 259V257H96L99 261H100V263H99V261L98 262H96L97 260L96 259H94L95 258V255L93 256L94 258H92V259H94L95 260V262H94V260L92 261L91 259H89V261L91 260L92 262H91V264L93 263V264H105V262L107 263V264H116V261H117V258L118 259H120V262L122 261V259H123V257L124 256H126L125 258H129V260H128V262L126 261V263H125V259H123L124 261V263H122V264H133V263H136V261L138 260V262L137 263H141V262H139L141 259H143L144 257H146V258H144V259H149V262H148V260L146 261V262H148L149 264H161V260H162V263L163 264H167L166 263V261H165V257H163V254H162V257L161 256H156V255H153V256H150V254H148V253H146L145 252V254H144V250L142 249L143 248V246H144V244H146L145 242H148V241H151V239H152V241L154 240V243H157V244H159L160 246H159V249L160 250H162V248H161V243H162V241H163V238H161V236L163 237L164 235V233H163V231L162 232H160V233H158L159 232V228L160 229H162V227H163V224H164V222L166 223V221H165V219L164 218H169L170 216H173L174 214H178V213H176L177 211H179V210H181L182 209V207L183 206H185L186 207V203H188L189 201L191 202L192 200L190 199V198H192L193 196H196V192H198V193H200V192H204V191H206V187H207V185L209 186V184H210V188H211V182H212V184L214 183L213 181H211L210 183H200V182H196V181H194L193 182V179L192 180H190V177H189V179H188V177L186 178V179H188V180H186V181H184V179H183V181H182V179H181V175H182V173H180L181 171H177V170H182V169H180L183 165H181V160H183L185 157V155L184 156H182V158L183 159H180L181 158V153L179 154L177 151L178 150H176L175 152L173 151L174 149H173V147L176 149V142L178 141V139H177V136L179 137V135H177V136H174V137H176V139H173V140H167V142H170V146L168 145V144H164L165 143V141L164 142H162L163 140L161 139V137L163 136L162 134H160L161 136H159V134H158V136H157V132H159V130L158 131H155V128H156V124H158V123H155V125L154 124H151V122L154 120L155 121V116L153 117V120L151 119V122L150 123H148L149 122V120H150V118H152L151 116H150V118L148 117V116H146V117H148V119L146 120V118L144 117V118H138ZM218 117V118H217ZM164 118V117H163ZM217 120V123L218 124H220V126L222 125V127H223V130H224V132H223V130H222V127H218L217 128V130H215L216 129V126H217V124H216V121ZM223 121V122H222ZM229 123V125L227 124V122ZM139 122H143V121H139ZM157 122V121H156ZM223 124H222V123ZM226 122V124L224 125V123ZM74 124L76 123V122H73ZM78 123V122H77ZM106 124H107V122H105ZM154 123V122H153ZM164 123V122H163ZM72 124V123H71ZM70 123L68 124V125H70L69 126V128L72 126V125H74V124H72L71 125ZM78 124H80V123H78ZM98 124V123H97ZM101 124V123H100ZM100 124H98V127H100L101 125ZM106 124H104V126H103V123H102V126L105 128L106 127ZM125 124H127V125H129V123H125ZM125 124L124 123H122V124H120L121 126H125ZM136 124V125H135ZM145 126H144V125ZM149 124V125H148ZM82 125H84V124H81V125H77V124H75V126L77 127V126H79V127H77L78 129L81 127H84V126H88V125H84V126H82ZM91 125V124H90ZM92 125H94V124H92ZM110 125H112L111 123H109V124H107V127L108 126H110ZM138 125V126H137ZM150 126V127H148V126ZM152 125H154V127L155 128H153V126ZM227 125V126H226ZM97 126V125H96ZM102 126H101V128L100 129H104V128H102ZM224 126L225 127H227L226 129H224ZM97 127V128H98ZM129 127L132 129V127L129 125ZM158 127L159 126H157V128H156V130L158 129ZM73 128H75V129H73ZM93 128H95L94 126H93ZM97 128H95V129H97ZM147 128H152V129H150V131H149V129H147ZM220 128V129H219ZM99 129V128H98ZM136 129V128H135ZM134 129V130H135ZM153 129H154V131H153ZM218 129L219 130H221L223 133H221L220 131H218ZM228 129V130H227ZM140 130V129H139ZM155 133H153L152 131ZM77 131V130H76ZM103 131V130H102ZM151 134H150V133ZM217 132H219V135L217 134ZM229 132V134H227ZM54 133V132H53ZM71 133V134H70ZM101 133H100V135H101ZM149 133V134H148ZM221 133V134H220ZM55 134V133H54ZM59 134V133H58ZM68 134V135H67ZM85 134V133H84ZM103 134H105V135H103ZM218 136H217V135ZM223 134H227V135H229L228 137H227V135L226 136H224ZM60 135H62V134H60ZM64 135V134H63ZM74 135V134H73ZM76 135H74V137H77ZM82 135V136H81ZM133 135V136H132ZM147 135H149L150 136V138H148L149 136H147ZM152 135H156V137L155 136H152ZM52 136V135H51ZM54 136V135H53ZM101 136V137H102ZM152 136V137H151ZM223 136V137H222ZM48 137H50V136H48ZM55 137H56V135H55ZM63 137V136H62ZM94 137V138H95ZM111 137V136H110ZM158 137H159V139H158ZM164 138H165V140H166V137L165 136H163ZM162 137V138H163ZM205 137H207V136H205ZM224 137L226 138V140L224 139ZM16 139H18V141H14V140H16ZM21 139H22V141H21ZM55 139V140H54ZM77 139V138H76ZM89 139V140H88ZM103 139V140H104ZM202 139V138H201ZM29 140H30V143H29ZM43 142H42V141ZM69 140H70V142H69ZM104 140V141H105ZM120 140V142L122 141L123 143H126L127 144V146L124 148H121L122 150H124V152H123V154L124 155H121V151H119V149L120 148H118L117 149V147L115 148L112 144H115V142L117 143L118 141ZM124 140V141H123ZM158 140V141H157ZM160 140V141H159ZM174 140L176 141L175 143L176 144H172V141H173V143H174ZM200 140V139H199ZM229 140V141H228ZM24 141V142H23ZM54 141V142H53ZM57 141V143H55ZM62 141H63V143H62ZM72 141V142H71ZM112 141H115V142H111ZM20 142V143H19ZM39 143V144H44V146L46 147L45 149V154L47 153L48 154V152L49 151H47L48 149L51 151L52 149H54V148H56L57 146V148H59V152L58 151H55V153L56 152H58V153H60V149L62 150L61 151V154L63 155V157L61 158L60 157V160H59V158H57L56 157V155H54L53 153H51L50 152V155L48 154H46V155H44L43 154V156H42V158H44V156H46L43 160H45V162H48V163H46V164H43V162L41 161V162H39V164H38V162H37V164L35 163L34 164V166H33V170H31L32 169V166H29L27 163V165L26 164H24L26 161H27V159H30L29 157H33L34 155H32V153L34 154V152H35V150H34V143ZM90 142V143H89ZM96 142V143H95ZM111 144H110V143ZM120 142H118V143H120ZM121 142V143H122ZM130 142V143H129ZM145 142H146V144H148V145H146L145 144ZM151 142V143H150ZM157 142V143H156ZM221 142V143H220ZM228 142V143H227ZM7 143V144H8ZM10 143H9V145H10ZM15 143V144H14ZM26 143V144H25ZM105 143V142H104ZM153 143V144H152ZM220 143V144H219ZM19 144V145H18ZM52 144V145H51ZM79 144L77 145L78 147H79ZM100 144L102 145V148H100L101 146H100ZM130 144V145H129ZM149 144L151 145V147L149 146ZM161 144H164V146L163 145H161ZM223 144H224V146H223ZM252 144V145H251ZM33 145V146H32ZM61 145L63 146V147H61ZM83 145V144H82ZM85 145V146H86ZM96 147H95V146ZM112 145V146H111ZM155 145V146H154ZM174 145V146H173ZM206 144H204V146H205ZM211 145V146H210ZM249 145H251V146H249ZM27 146V147H26ZM51 146V147H50ZM74 146H73V148H74ZM84 146V147H85ZM122 146H124V145H122ZM136 146V147H135ZM149 146V147H148ZM227 146H228V148H227ZM249 146V147H248ZM17 147V148H18ZM29 147V148H28ZM77 147V148H78ZM133 147V148H132ZM165 147V148H164ZM213 147V148H212ZM218 147H220V150H219V148ZM223 147V148H222ZM27 148V149H26ZM67 148V149H66ZM116 150H115V149ZM140 148H142L144 151H146V152H143V150L142 149H140ZM170 148V149H169ZM178 148V147H177ZM225 148V150H223ZM260 148V147H259ZM25 149V151H23V150ZM32 149V150H31ZM64 149V150H63ZM70 149V150H69ZM93 149V150H92ZM164 149V150H163ZM167 149V150H166ZM172 149V150H171ZM214 149V150H213ZM228 149V150H227ZM264 149V148H263ZM31 150V151H30ZM56 150V149H55ZM67 151V153H66V155L65 154H63L64 153V151ZM128 150V151H127ZM136 150V151H135ZM171 150V151H170ZM259 150V149H258ZM261 150H262V148H261ZM33 151V152H32ZM68 151L70 152L69 154H68ZM115 151H119L120 152V154H119V152H118V154L121 156L120 158H122V160L120 159L119 160V155L117 154V152H115ZM125 151H127V152H125ZM139 151V152H138ZM162 152V154H161V152ZM166 152L165 154L163 153V152ZM169 151V152H168ZM211 151H213V152H211ZM222 152V155H221V152ZM263 151V150H262ZM262 151H259V153L260 152H262ZM54 152V151H53ZM63 152V153H62ZM112 152V153H111ZM132 152V153H131ZM136 152H137V154H136ZM149 152V153H148ZM171 152H173V153H171ZM204 152V153H205ZM217 152V153H216ZM228 152V153H227ZM28 153V154H27ZM78 153V152H77ZM91 153H93V154H91ZM104 155H103V154ZM111 153V154H110ZM114 153V154H113ZM126 153V154H125ZM153 153V154H152ZM179 154L178 156H176V157H174L173 155H176V154ZM212 153V155H210ZM263 153H264V151H263ZM88 154V155H87ZM109 154H110V156H109ZM141 154V155H140ZM156 154V155H155ZM230 154V155H229ZM261 154V153H260ZM32 155V156H31ZM55 156V158H57L58 160H55V158H53L52 156ZM61 155V156H62ZM77 155V156H76ZM86 155V157L88 158V157H90L89 159H87L86 157H84ZM106 155V156H105ZM126 155V156H125ZM165 155V156H164ZM173 156V158H175L174 160H173V158H172V156ZM13 156V157H12ZM15 156V157H14ZM24 156V157H23ZM35 156H36V154H35ZM41 156H39L40 157V159H42L41 158ZM49 156V157H48ZM92 156V157H91ZM99 156V159L100 160H98L97 161V157ZM124 156H125V158H124ZM156 156V157H155ZM158 156V157H157ZM171 158H170V157ZM180 156V157H179ZM200 156V155H199ZM198 156V157H199ZM211 156V157H210ZM19 157V158H18ZM27 157V158H26ZM66 157V158H65ZM71 157V158H70ZM97 158L96 160L95 159H93V163L94 164H92V158ZM135 157V158H134ZM145 157H147V158H145ZM159 157H161V159L159 158ZM163 157V158H162ZM166 157H169V158H167L166 159ZM211 159H210V158ZM222 157V158H221ZM14 158H15V162H12V161H14ZM53 158V159H52ZM79 158V159H78ZM111 160H110V159ZM116 158V159H115ZM176 158H179V162L177 161L178 159H176ZM220 158V159H219ZM17 159V160H16ZM21 159V160H20ZM48 159H50V160H48ZM67 159H69V160H67ZM102 159H104V162H103V160ZM124 159V160H123ZM156 159V160H155ZM165 159V160H164ZM190 160H189V164H190V162H191V166L193 167V165H194V163H195V161H197L198 162V160L197 159H194V158H192V160H191V158H189ZM219 159V160H218ZM230 159V163L229 162H227L228 160ZM11 160V161H10ZM19 160V161H18ZM25 161V162H23V161ZM52 160H54V161H52ZM65 160V161H64ZM90 160V161H89ZM96 162H95V161ZM101 160H102V162L106 165V169L108 168L109 170H108V172H105L106 171V169H104V166H102V164H101ZM106 160V161H105ZM114 160V161H113ZM174 161V163H173V161ZM227 160V161H226ZM19 163H18V162ZM21 161L23 162L22 164H21ZM72 163H71V162ZM75 161V162H74ZM108 161V162H107ZM116 161V162H115ZM126 161V162H125ZM166 161V162H165ZM169 161V162H168ZM175 161H176V163H175ZM241 161V162H240ZM58 162H62V163H58ZM64 162H66V163H64ZM113 162V163H112ZM114 162L116 163V164H114ZM122 163L123 164V167H122V164L120 165V163ZM127 162H129V163H127ZM136 162H138V163H136ZM145 162V163H144ZM156 163V165H155V163ZM162 164H161V163ZM172 162V163H171ZM194 162V163H193ZM197 162L195 163V165H194V167L191 169V168H189L188 169V172H190L189 170L191 169V172L189 173V174H191V175H194V173L192 174V170H194V168L196 167V165H198L197 164ZM224 162V161H223ZM229 163L231 166L229 167V165L227 164V163ZM239 162V163H238ZM7 163V164H8ZM13 163V164H12ZM41 163V164H40ZM79 163V164H78ZM85 163V164H84ZM90 163V165L88 166V164ZM96 163H97V165H96ZM110 165H109V164ZM119 163V165H117ZM126 163H127V165H126ZM130 163H131V166H130ZM161 165V167H159V164ZM167 163H171V165H169L168 166V164ZM177 163H180V164H177ZM199 163V162H198ZM221 163V162H220ZM6 164V165H7ZM14 164H16V165H14ZM64 164V165H63ZM84 164V165H83ZM87 164V165H86ZM108 164V165H107ZM141 164V165H140ZM153 164V165H152ZM177 164V165H176ZM188 164V163H187ZM188 164V165H189ZM193 164V165H192ZM223 165H224V163H222ZM19 165V166H18ZM35 165H36V167H35ZM63 165V166H62ZM66 165V166H65ZM70 165H72V166H70ZM79 165V166H78ZM81 165V166H80ZM92 165V166H91ZM111 165H113V168L111 167ZM117 165V166H116ZM143 165V166H142ZM165 166V165H167V166H165V167H163V166ZM174 165L175 166H177V168H179V169H177L176 170V167H174ZM17 166V167H16ZM21 166H24V168H22ZM48 166V167H47ZM58 166H59V168H58ZM62 166V167H61ZM100 166H102L101 167V169H100ZM120 166V167H119ZM128 166H130V167H128ZM133 166V167H132ZM148 166V167H147ZM181 166V167H180ZM205 166V167H206ZM233 166V167H232ZM15 167V168H14ZM71 167V168H70ZM86 167V168H85ZM89 167H91V168H89ZM122 167V168H121ZM159 167V168H158ZM166 167H167V170H166ZM169 167V168H168ZM185 167L187 168V165H185ZM190 167V166H189ZM231 167H232V169H231ZM11 168V169H10ZM22 168V169H21ZM28 169L27 171L25 170V169ZM29 168H31V169H29ZM69 168V169H68ZM85 168V169H84ZM121 168V169H120ZM124 168V169H123ZM153 168V169H152ZM154 168H155V170H154ZM161 168H162V170H161ZM163 168H165V169H163ZM175 170H174V169ZM16 169V170H15ZM18 169V170H17ZM40 169V170H39ZM74 169V170H73ZM94 169V170H93ZM111 169V170H110ZM136 169V170H135ZM138 169V170H137ZM157 169V170H156ZM172 169V171H170ZM213 169V170H214ZM223 169V170H222ZM13 170V171H12ZM24 170V171H23ZM72 170H73V172H72ZM77 170V171H76ZM89 170V171H88ZM100 172H99V171ZM115 170H116V172H115ZM123 170V171H122ZM125 170H127V171H125ZM134 170V171H133ZM145 170V171H144ZM173 170H174V172H173ZM227 170V171H226ZM34 171H36V172H34ZM59 173H58V172ZM89 173H88V172ZM122 171V172H121ZM130 171H132V172H130ZM148 171V172H147ZM156 172V173H154V172ZM195 171V170H194ZM193 171V172H194ZM215 171V170H214ZM229 171V172H228ZM13 172V173H12ZM20 172V173H19ZM23 172H25V173H23ZM33 172H34V174H33ZM48 172H50V174L48 173ZM61 172H62V174H61ZM70 172H72L71 174H70ZM91 172V173H90ZM98 172V173H97ZM103 172H104V175H103ZM119 172V173H118ZM124 172V173H123ZM136 172V173H135ZM157 172H160V173H158L157 174ZM163 172V173H162ZM164 172H165V176H164ZM172 172H173V174H172ZM221 172V173H220ZM232 172V173H231ZM6 173V174H5ZM15 173V174H14ZM17 173V174H16ZM22 173L24 174V175H22ZM36 173H37V175H36ZM56 173V174H55ZM78 173V174H77ZM102 173V174H101ZM108 173L110 174V175H108ZM114 173V174H113ZM141 173H142V175H141ZM153 173V174H152ZM161 173L163 174V175H161ZM167 173H168V175H167ZM171 173V174H170ZM214 173V172H213ZM10 174V175H9ZM30 174V175H29ZM47 174V175H46ZM50 176H49V175ZM55 174V175H54ZM58 174V175H57ZM66 174V175H65ZM107 174V175H106ZM113 174V175H112ZM136 174V175H135ZM139 174V175H138ZM155 174V175H154ZM158 175V177H157V175ZM9 175V176H8ZM27 175V176H26ZM65 177H64V176ZM123 175H125V176H123ZM130 175V176H129ZM232 175V176H231ZM17 176V177H16ZM21 176V177H20ZM93 176V177H92ZM100 176V177H99ZM103 176V177H102ZM127 176V177H126ZM151 177V178H148V177ZM214 176H215V174H214ZM225 176H224V180L226 179L225 178ZM229 176V177H228ZM231 176V177H230ZM12 177H16V179H13ZM35 177V178H34ZM38 177V178H37ZM51 177V178H50ZM61 177V179H59ZM87 177V178H86ZM99 177V178H98ZM115 178V179H113V178ZM124 177V178H123ZM147 177V178H146ZM163 177H164V179H163ZM180 177V178H179ZM220 177H222V175H220L219 176V179H220ZM7 178V179H6ZM33 178H34V180H33ZM37 178V179H36ZM63 178V179H62ZM71 178V179H70ZM80 178V179H79ZM105 178H107V179H105ZM110 178H112V180L110 179ZM131 178V179H130ZM161 178V179H160ZM166 178H168V179H166ZM170 178V179H169ZM173 178V179H172ZM178 178V179H177ZM192 178V177H191ZM9 179V180H8ZM21 179V180H20ZM29 179V180H28ZM73 179V180H72ZM79 179V180H78ZM83 179V180H82ZM99 179V180H98ZM105 179V180H104ZM125 179V180H124ZM138 181H137V180ZM146 179V180H145ZM151 179V180H150ZM158 179V180H157ZM215 179V180H214ZM214 181H216L215 183H214V186H213V188L215 189L214 191H213V189L211 188V193H214V192H216L218 189H220L219 187V182H218V179H217V177L215 178L214 177ZM15 180H16V183H15ZM24 180V182L22 183V181ZM50 182H49V181ZM54 180V181H53ZM86 180H88V181H86ZM123 180V181H122ZM173 180H175V181H173ZM221 180V179H220ZM222 180H223V178H222ZM223 180V181H224ZM41 181V182H40ZM98 181H100V182H98ZM101 181H102V183H101ZM122 181V182H121ZM136 181V182H135ZM142 181V182H141ZM172 181H173V183H172ZM183 183H182V182ZM222 181V182H223ZM1 182V183H2ZM6 182V183H5ZM12 182V183H11ZM44 182V183H43ZM86 184H85V183ZM92 182V183H91ZM104 182H106L105 184H104ZM124 182V183H123ZM152 184H151V183ZM185 182H187V184L185 183ZM221 182V181H220ZM221 182V183H222ZM7 183H9V184H7ZM13 183H15V184H13ZM21 185H19V184ZM26 183V184H25ZM28 183V184H27ZM41 183V184H40ZM80 183V184H79ZM95 183V184H94ZM100 183H101V185H100ZM118 183V184H117ZM140 183V184H139ZM150 183V184H149ZM155 183V184H154ZM166 183V184H165ZM192 183H194V184H192ZM6 184V185H5ZM11 184V185H10ZM19 186H18V185ZM25 184V185H24ZM30 184H32L31 186H30ZM34 184V185H33ZM89 184H90V186H89ZM93 184H94V186H93ZM97 184V185H96ZM108 184V185H107ZM145 184H147V186L145 185ZM168 184V185H167ZM179 184V185H178ZM206 184V185H205ZM217 184V185H216ZM16 185L18 186V187H16ZM24 185V187H22ZM28 185L30 186L29 188H28ZM49 185V186H48ZM64 185V186H63ZM79 185V186H78ZM84 185H86L85 187H84ZM107 185V186H106ZM115 185V186H114ZM124 185V186H123ZM150 185V186H149ZM184 185V186H183ZM186 185V186H185ZM195 185V186H194ZM197 185V186H196ZM200 185V186H199ZM205 185V186H204ZM9 186V187H8ZM34 186V187H33ZM39 186V187H38ZM42 186V187H41ZM54 186V188H52ZM103 187L104 186V188H101V187ZM110 186H112V187H110ZM114 186V187H113ZM133 186V187H132ZM142 186V187H141ZM169 186V187H168ZM202 186H204V187H202ZM218 188H217V187ZM7 187H8V189H10L11 188V191H12V193H10V191L7 189ZM14 187H16V188H14ZM25 187L27 188L26 190H25ZM34 188L33 189V191H32V188ZM46 187H48V188H46ZM52 189H51V188ZM56 187V188H55ZM59 187H61V188H59ZM69 187V188H68ZM72 187V188H71ZM93 187V188H92ZM94 187H95V189H94ZM97 187H100V188H97ZM106 187V188H105ZM109 187L111 188V189H109ZM120 187V188H119ZM141 187V188H140ZM151 187V188H150ZM159 187V188H158ZM184 187V188H183ZM191 187V188H190ZM197 187V189H195ZM198 187H200L199 189H198ZM205 188L204 190L202 189V188ZM3 187H1L0 189H1V191H0V193L1 194H3V192H5L3 189H2ZM22 188H24V189H22ZM42 188H45V190L44 189H42ZM63 188V189H62ZM80 189V191H79V189ZM84 188V189H83ZM119 188V189H118ZM144 188V189H143ZM145 188H147V189H145ZM174 188V189H173ZM180 188H183V189H181L180 190ZM188 188V189H187ZM208 188V187H207ZM15 189H17V190H15ZM30 189V191L29 192H26V191H28ZM53 190V192L51 191V190ZM65 189V190H64ZM68 189V190H67ZM86 189V190H85ZM92 189H94V190H92ZM105 189V190H104ZM123 189V190H122ZM141 189V190H140ZM159 189V190H158ZM170 189H172V190H170ZM176 189V190H175ZM190 189V190H189ZM257 189L258 188H256L255 189V192H256V194H255V192H253L252 194L254 195H251V193H248V194H250L251 196H253L252 198H250V196H249V199H248V202L250 201V200H252V202L250 201L249 203H253L254 204V202L255 203H257L258 201H260L259 203H261V201H262V203H263V205H264V194H262V196H261V198H260V195H261V193L263 192L264 193V189H263V187L262 188H259L258 189V191H257ZM262 189H263V191H262ZM21 190H22V192H21ZM25 190V191H24ZM34 190H35V192H34ZM97 190V191H96ZM108 190H110V191H108ZM140 190V191H139ZM167 190V191H166ZM175 190V191H174ZM191 190H192V192H191ZM196 190V191H195ZM198 190H200V191H198ZM210 190V189H209ZM221 190V189H220ZM9 191V193L10 194H8L7 192ZM18 191H20V192H18ZM38 191V192H37ZM63 191V192H62ZM69 191V192H68ZM88 191V192H87ZM93 191V192H92ZM112 191V192H111ZM115 191V192H114ZM136 191H137V193H136ZM164 191V192H163ZM169 191V192H168ZM175 192V194H174V192ZM181 191H182V193H184V194H182L181 193ZM193 191H194V193H195V195H192L193 194ZM16 192H18L20 195H18ZM25 192H26V194H25ZM31 192V193H30ZM40 192V193H39ZM84 192V193H83ZM86 192V193H85ZM95 192V193H94ZM134 192V193H133ZM140 192H142V193H140ZM173 192V193H172ZM191 192V193H190ZM209 192V193H210ZM258 192V193H257ZM13 193H14V195H13ZM15 193H16V195H15ZM49 195H51V196H47V194ZM54 193V194H53ZM69 193V194H68ZM79 193V194H78ZM82 193V194H81ZM95 195H94V194ZM97 193V194H96ZM147 193H149V194H147ZM163 195H162V194ZM187 193H189L188 195H187ZM219 193V191L216 193V194H218ZM260 193V194H259ZM1 194H0V199L1 198H3V196H1ZM24 194L25 195H27V197L28 196H30V197H28V198H30L29 200L27 199H24L23 201L25 202V203H23V201H22V198L23 197H25L26 198V196H24ZM33 194V196H31ZM41 194V195H40ZM56 194V195H55ZM62 194V195H61ZM76 195V197H75V195ZM101 194V195H100ZM120 194H122V195H120ZM125 194V195H124ZM134 194V195H133ZM147 194V195H146ZM168 194V195H167ZM171 195V197H170V195ZM215 194V193H214ZM17 195H18V197H17ZM23 195V197H21L20 198V196H22ZM34 195H36V198H35V196ZM88 195V196H87ZM91 195V196H90ZM98 195V196H97ZM107 195V196H106ZM116 195V196H115ZM133 195V196H132ZM174 197H173V196ZM178 195H180V196H178ZM182 195H185V196H182ZM192 197H191V196ZM205 196V194H202V196ZM208 194H206V196H207ZM255 195H257V196H255ZM39 196V197H38ZM44 196V201H43V197ZM47 198H46V197ZM67 196V197H66ZM81 196H82V198H81ZM130 196V197H129ZM188 196V197H187ZM200 197V198H205V197ZM245 196V195H244ZM248 195H246L245 196V198L247 199L248 197H247ZM42 198V201L40 200L39 201V204H37L38 202L37 201H34V200H38V198ZM78 197V198H77ZM90 197V198H89ZM97 197H100L99 199L97 198ZM108 197V198H107ZM126 197H127V199H126ZM140 197V198H139ZM141 197H142V200H141ZM158 197V198H157ZM180 197V198H179ZM46 198V199H45ZM53 202L52 204H51V201L49 202L50 204L48 205V206H46V200H49V199ZM65 198V199H64ZM70 198V199H69ZM92 198V199H91ZM122 198H123V200H122ZM178 198V199H177ZM186 198V199H185ZM187 198H188V200H187ZM194 199H195V197H193ZM207 198V197H206ZM205 198V199H206ZM255 198V199H254ZM257 198H260L258 201H256V199ZM16 199V200H15ZM20 199H21V202H20V204H18L19 203V201H20ZM55 199V200H54ZM57 199H58V201H57ZM60 199V200H59ZM67 199V200H66ZM80 199V200H79ZM104 199H108V200H104ZM139 199V200H138ZM177 199V200H176ZM184 199V200H183ZM193 199V200H194ZM241 199H243L242 200V205H241V203H240V205H239V207L240 206H243V201H244V203L245 204H247L248 202H247V200L245 201L244 200V197L242 198L241 197ZM241 199H239L240 201H241ZM2 200V199H1ZM6 200V199H5ZM32 200V201H31ZM68 200H71V201H68ZM101 200V201H100ZM144 200V201H143ZM153 200V201H152ZM169 200V201H168ZM175 200H176V202H175ZM180 200V201H179ZM182 200V201H181ZM196 200V199H195ZM253 200H254V202H253ZM17 201V202H16ZM63 201V202H62ZM65 201H68V202H65ZM92 201H94L93 203H92ZM127 203H126V202ZM131 201H133V203H131ZM149 201V202H148ZM157 201V202H156ZM172 201H174L173 203H172ZM188 201V202H187ZM0 202H2V201H0ZM29 202V203H28ZM30 202L32 203V205L30 204ZM58 202V203H57ZM61 204H60V203ZM79 202H80V205H79ZM82 202V203H81ZM87 202V203H86ZM113 202V203H112ZM179 202H180V205H179ZM181 202H182V205H181ZM186 202V203H185ZM193 202V201H192ZM15 203V204H14ZM27 203H28V206H27ZM34 203V204H33ZM56 203V204H55ZM66 203V204H65ZM78 205H77V204ZM135 203H136V205H135ZM185 203V204H184ZM194 203V202H193ZM259 203H257L258 205H260ZM6 204V205H5ZM22 204H26V207H24L25 205H23L22 206ZM42 204V205H41ZM60 204V205H59ZM119 204H123L122 206L121 205H119ZM140 204V205H139ZM143 204V205H142ZM152 204V205H151ZM177 204V205H176ZM188 204H190V203H188ZM192 204V203H191ZM245 204H244V206H245ZM257 204H254L255 206L257 205ZM21 205V206H20ZM29 205H30V207H29ZM45 205V206H44ZM50 205H52V207L50 206ZM57 205H59V207L57 206ZM92 205V206H91ZM98 205H100L98 208H97V206ZM109 205V206H108ZM135 205V206H134ZM145 205V206H144ZM147 205V206H146ZM154 205V206H153ZM163 205V206H162ZM249 205V204H248ZM257 205V206H258ZM262 205V206H263ZM35 206H37L38 207V209L40 210H38L36 207L34 208ZM40 206H42L43 207V209L40 207ZM51 208H50V207ZM69 206V207H68ZM82 206V208L85 210H83L82 208H80ZM88 206V207H87ZM96 206V207H95ZM108 206V208H105V207H107ZM178 207V206H180V208L178 207V210L176 209V211H175V207ZM182 206V207H181ZM189 206V205H188ZM187 206V207H188ZM250 206L252 207L253 205H251L250 204ZM2 207V208H1ZM6 207L8 208V209H6ZM21 207H24V208H22L21 209ZM31 208H33V209H35V210H37L38 211V213L37 214H33V212H35V210H33L32 209V213L30 214V216L28 215V213L30 212V209ZM53 207L54 208H56V211L58 210L59 211V214L60 215H58L57 214V212L55 211V209L53 210ZM63 207V208H62ZM102 207V208H101ZM129 207V208H128ZM132 207V208H131ZM160 207H162V208H160ZM170 207V208H169ZM9 208H10V210H9ZM27 208H28V213H26V215H28L27 216V218H25L24 219V217H21V216H23V211H24V213H25V211H27ZM58 208V209H57ZM91 208H92V210H91ZM112 208H114V209H112ZM118 208H119V210H118ZM136 208V209H135ZM244 208H247L248 209V207L246 206V207H244ZM242 209V207L241 208H239V209H241V210H245V209ZM254 208V207H253ZM252 208V209H253ZM257 208H259V206L257 207ZM3 209V210H2ZM13 209V211L11 212V210ZM48 209V211L46 212V210ZM62 211H60V210ZM98 209V210H97ZM112 211H111V210ZM117 209V210H116ZM131 209V210H130ZM138 209V210H137ZM155 209V210H154ZM162 209V210H161ZM171 209H174V211L173 210H171ZM246 209V210H247ZM251 208L249 207V209L248 210H250ZM2 210V211H1ZM7 210V211H6ZM21 210V212H19ZM51 210H53V211H51ZM65 210V211H64ZM107 210H108V212H107ZM136 210V211H135ZM171 210V212H169ZM241 210H240V213H241ZM259 210H260V208H259ZM261 210H264V209H262V207H261ZM44 211H45V213H44ZM50 211V212H49ZM109 211H111V212H109ZM147 211V212H146ZM169 213H167V212ZM237 211V210H236ZM236 211H235V213H236ZM251 211V210H250ZM250 211H245V212H247V213H245V216H246V214H248V212H250ZM254 210H252V212H253ZM2 212H5V214L4 213H2ZM7 212V213H6ZM41 212H43V213H41ZM54 212V213H53ZM61 212V213H60ZM89 212V213H88ZM130 212V213H129ZM161 212V213H160ZM166 214H165V213ZM173 212H175V213H173ZM180 212V211H179ZM252 212H251V215H252ZM259 212H261V211H259ZM258 212V213H259ZM47 213H50V214H47ZM110 213V215H108ZM112 213H113V217L111 216L112 215ZM141 213V214H140ZM149 213V214H148ZM243 213V212H242ZM243 213V214H244ZM255 213V211L253 212V214ZM257 213V212H256ZM19 214H22L21 216H19ZM39 214V215H38ZM42 214V215H41ZM43 214H45V215H43ZM64 214V215H63ZM66 214V215H65ZM139 214V215H138ZM170 214H172V215H170ZM25 215V214H24ZM34 215V216H33ZM36 215H37V217H36ZM48 215H50V217H51V220H50V218L48 217ZM58 217H56V216ZM85 215V216H84ZM118 215V216H117ZM127 215V216H126ZM146 215V216H145ZM161 215H163V219H161L162 217H161ZM166 215V216H165ZM170 215V216H169ZM241 215V214H240ZM250 215V214H249ZM250 215V216H251ZM257 216H258V214H256ZM261 215H263L264 216V213H262ZM261 215H260V217H261ZM4 218H3V217ZM5 216H7V217H5ZM31 216H33V217H31ZM43 216V217H42ZM63 216H66V217H63ZM67 216H69V217H67ZM108 216H110V218H108ZM136 216V217H135ZM140 216V217H139ZM154 216V217H153ZM159 216V217H158ZM165 216V217H164ZM175 216V215H174ZM242 216H244V215H242ZM248 216V215H247ZM253 216H255V214L253 215ZM44 217H46V218H49V220L48 219H46V218H44ZM52 217H54V218H52ZM124 217H125V219H124ZM155 218V219H157L156 220V222H154V220L155 219H153V218ZM157 217V218H156ZM252 217V216H251ZM7 218H8V220H7ZM23 218V219H22ZM60 218V220H58ZM70 219V222H72L73 224H74V228H75V233L73 234V233H68V234H66L67 232H69V230L67 231V230H65L66 229V227L69 225V219ZM119 218V219H118ZM132 218H134L133 220H132ZM5 219H6V221H5ZM13 219H15V218H13ZM29 219V218H28ZM35 219H34V221H35ZM48 220V221H46V220ZM54 219V221H52ZM116 219V220H115ZM128 219H131V220H128ZM143 219V220H142ZM147 219H148V221H147ZM151 219H153L152 221H151ZM158 219H160V221L158 220ZM2 220V221H3ZM56 220H58V221H56ZM64 220V221H63ZM67 220H68V222H67ZM108 220V221H107ZM114 220V221H113ZM124 220V221H123ZM147 222H146V221ZM162 220H164V221H162ZM167 220V219H166ZM16 221V220H15ZM47 223H46V222ZM51 223H50V222ZM56 221V223L54 224V222ZM61 221V222H60ZM113 223H112V222ZM130 221V222H129ZM139 221V222H138ZM144 221V222H143ZM43 222H44V224H43ZM52 222H53V224L54 225H52ZM58 222V223H57ZM65 222H67V225H66V223ZM118 222V223H117ZM126 222H129V223H126ZM134 222H136L135 224H134ZM142 222V225L141 224H139V223H141ZM154 224V225H156V229H155V227H154V225H151L152 223ZM19 224L18 226H21L22 224ZM25 223V222H24ZM23 223V224H24ZM50 223V224H49ZM64 224V226H62L61 224ZM116 223L119 225H117L118 227H116ZM162 225H161V224ZM41 224H42V226L43 227H41ZM46 224V225H45ZM59 224V225H58ZM131 224H132V226H131ZM138 224V225H137ZM149 224L150 225V228H149V225L147 226V225ZM48 225H49V227H50V225H52L53 226V229L54 230H50V228L48 227ZM115 226V228L112 230L111 228H113V227H111V226ZM137 227H136V226ZM160 226V227H158V226ZM37 226V227H38ZM52 226H51V228H52ZM57 226V227H56ZM110 226V227H109ZM134 226V227H133ZM142 226V227H141ZM45 227V228H44ZM47 227H48V231H47ZM60 227H61V229H60ZM65 227V229H63ZM132 227V228H131ZM147 227V228H146ZM152 227H154V230L152 229ZM24 228V227H23ZM42 228V229H41ZM55 228L57 229L58 228V230L60 229V230H64V231H66V233H63V232H61V235H59V237H58V233H57V230H55ZM116 228H117V230H116ZM121 228V229H120ZM128 228V229H127ZM144 228H146V229H144ZM8 229V228H7ZM20 229L22 230V226L20 227ZM120 229V230H119ZM130 229V230H129ZM133 229V230H132ZM127 230V231H126ZM55 231H56V233H55ZM116 231V234H115V237H116V235L119 237V236H124L123 238L125 239L126 237H127V240H129L128 238L129 237H131L130 238V240H129V242H131V243H129V244H135L136 243V245L138 244L137 242H135L136 241V239H137V241L138 240H140V242H141V244L142 243H144V244H140L142 247H140L139 246V244H138V246L140 247V249H142V253L140 252V250H139V248H138V251L139 252H137V251H135V252H137V254L135 253V252H133V251H130L128 248H127V250H125V249H122L123 247H121V249L119 248L120 246H118L117 245V243H115L114 241H112L113 239H114V236L113 235H111L112 234V232H115ZM132 231V232H131ZM155 231V233H156V231H158L157 232V234L156 235H154L153 234V232ZM3 232V231H2ZM45 233L46 232V237H45V235L43 234V235H41L42 233ZM59 232V231H58ZM122 232V233H121ZM126 232V233H125ZM130 232V233H129ZM135 232V233H134ZM139 232V233H138ZM148 232V233H147ZM150 232H151V234H150ZM0 233H1V230H0ZM6 233H9V231H7ZM6 233H2V234H0V240H2L3 242H0L1 243V249L0 250H2V251H0V264L2 263V264H8L7 262H6V260H7V258L9 257V256H7L8 254H9V252H11V250L9 251L8 249H7V247L5 246L6 245V243H4V242H6V241H4L5 239L4 238H6V236L8 235V234H6ZM118 233V234H117ZM10 234V233H9ZM62 234H64L63 236H62ZM66 234V235H65ZM76 234V235H75ZM131 234H133V235H131ZM144 234V235H143ZM147 234V235H146ZM152 234L155 236H153L152 237ZM2 235V236H1ZM5 235V236H4ZM11 235V234H10ZM52 235V234H51ZM51 235H49L50 236V238H52L51 237ZM72 235L74 236H77V237H72ZM111 235V236H110ZM128 235V236H127ZM136 235V236H135ZM4 236V237H3ZM65 236V237H64ZM71 236V237H70ZM134 236V237H133ZM147 237V241H146V237ZM152 237L151 239L149 238V237ZM8 237V236H7ZM45 237V238H44ZM61 237V238H60ZM133 237V238H132ZM140 237V238H139ZM143 237V238H142ZM10 238V237H9ZM57 238V239H56ZM113 238V239H112ZM122 238V239H123ZM141 238H142V240L143 239H145V241H141ZM148 238L150 239V240H148ZM7 239V238H6ZM68 239V238H67ZM66 239V240H67ZM76 241V243L74 242V240ZM112 239V240H111ZM116 239L117 238H115V241H116ZM118 239H120V238H118ZM123 239V240H124ZM132 239H134L133 241H132ZM158 239V241H156ZM159 239H160V241H161V243H160V241H159ZM50 240H52V239H50ZM66 240H65V242H66ZM71 240V241H70ZM112 241V243H108L109 241ZM9 241V240H8ZM72 241L74 242V243H72ZM126 240H124V243H127L128 244V242L126 241ZM46 242H49V239H48V241H46ZM53 242H51V243H53ZM64 242V243H65ZM121 242V241H120ZM135 242V243H134ZM139 242V241H138ZM4 243V244H3ZM50 243V242H49ZM72 243V244H71ZM114 243H115V245H114ZM119 243V242H118ZM112 244V245H111ZM4 245V246H3ZM109 245H107V246H109ZM117 245V246H116ZM56 246H58L57 248H56ZM68 246H69V244H68ZM114 246V247H113ZM116 246V247H115ZM118 247V248H117ZM6 248V249H5ZM68 248V247H67ZM77 248V245H76V247H75V249ZM115 248V251H113V249ZM32 249V250H31ZM58 249V250H57ZM122 250V251H120V250ZM4 250H6V251H4ZM9 252H8V251ZM30 250L32 251V253L30 252ZM47 250H49L50 252H48L47 253ZM76 250H78V249H76ZM94 250V251H93ZM129 250V251H128ZM36 251V252H37ZM44 251H46V253L47 254H45V252ZM59 253H58V252ZM65 251V252H64ZM72 251V252H71ZM118 251H120V252H118ZM126 251H128V252H126ZM34 252V253H33ZM70 252V253H69ZM74 252V254H72ZM95 252V253H96ZM122 252H126L125 254H123ZM130 252V253H129ZM162 252V251H161ZM12 254L13 253H16V252H11ZM10 253V254H11ZM28 253L31 255V258L29 257L28 258ZM44 254L45 256H43L42 254ZM53 253V254H52ZM76 253V254H75ZM99 253V252H98ZM160 253V252H159ZM4 254H6V255H4ZM9 254V255H10ZM17 253H16V256L18 255ZM25 254V255H24ZM33 254H35V255H33ZM60 254V255H59ZM65 254V255H64ZM71 254V255H70ZM100 254V253H99ZM99 254H97V255H99ZM127 254V255H126ZM131 254V255H130ZM136 256H134V255ZM142 254V256H140ZM24 255V257H22ZM27 255V256H26ZM54 255H56L55 257H54ZM67 255V256H66ZM70 255V256H69ZM93 255V254H92ZM103 255V256H102ZM105 255V256H104ZM107 255H109V256H107ZM124 255V256H123ZM132 255L134 256V257H132ZM158 255H160V254H158ZM6 256V257H5ZM11 256V255H10ZM19 256H17V257H19ZM32 256H35L34 258L32 257ZM38 256H39V258H38ZM63 256H65L64 258L65 259H67L68 258V260H65L64 258H63ZM74 256V257H73ZM80 256V255H79ZM111 256V257H110ZM119 256H121V258L119 257ZM128 256V257H127ZM150 256V257H149ZM156 256V262L154 261V260H152V261H154V262H151L150 260H151V258L153 259L154 257ZM3 257H5V258H3ZM11 257H13V256H11ZM11 257H10V259L9 260H11V261H13L14 262V260L15 259H11ZM14 257H15V255H14ZM25 257L27 258V259H25ZM60 257V258H59ZM83 257V256H82ZM108 257V258H107ZM114 257H115V263L114 262H112V259H113V261H114ZM130 257H132V260L130 259ZM138 257H141V259H139ZM157 257H158V259H157ZM161 257V260L159 259ZM264 257V256H263ZM24 258V259H23ZM38 258V259H37ZM62 258V259H61ZM71 258V259H70ZM73 258L74 259H76V260H73ZM80 258V257H79ZM134 258V259H133ZM137 260H136V259ZM3 259V260H2ZM29 259H30V262H29ZM47 259V260H46ZM51 259V258H50ZM81 259H83L82 260V262L83 261H87V259H85V258H81ZM103 259H104V261H103ZM106 259V260H105ZM17 260V259H16ZM15 260V261H16ZM28 260V263L26 262ZM33 262H32V261ZM38 260V261H37ZM41 259H40V262H38L37 264H41V261H42ZM56 260V261H55ZM72 260V261H71ZM110 260V261H109ZM135 260V261H134ZM159 260H160V262H159ZM24 261V262H23ZM60 261V262H59ZM63 261V262H62ZM67 261V262H66ZM71 261V262H70ZM77 262V263H75V262ZM131 263H130V262ZM143 261V260H142ZM16 262V263H17ZM104 262V263H103ZM119 261H117V263H118ZM120 262H119V264H120ZM133 262V263H132ZM144 262H145V260H144ZM165 262V263H164ZM84 263V262H83ZM86 263H88V262H86ZM86 263H84V264H86ZM136 263V264H137ZM143 263V262H142ZM89 264V263H88ZM144 264V263H143ZM146 264V263H145Z\"/></svg>","mask_w":264,"mask_h":264},{"label":"crops","instance_id":"crops-1","mask_svg":"<svg viewBox=\"0 0 264 264\" xmlns=\"http://www.w3.org/2000/svg\"><path fill=\"white\" fill-rule=\"evenodd\" d=\"M258 101L262 102V104H264V98H261V99H257ZM249 114L251 116V118L254 120V118L257 117L256 115V111L254 109L250 110L249 111Z\"/></svg>","mask_w":264,"mask_h":264}]
</instances>
